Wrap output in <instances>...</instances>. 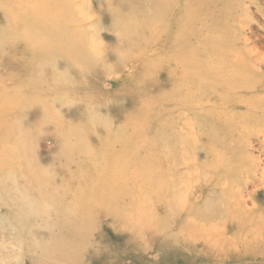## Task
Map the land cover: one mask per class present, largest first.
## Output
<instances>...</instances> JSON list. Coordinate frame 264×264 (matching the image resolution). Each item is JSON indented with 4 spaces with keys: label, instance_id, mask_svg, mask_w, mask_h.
<instances>
[{
    "label": "bare ground",
    "instance_id": "6f19581e",
    "mask_svg": "<svg viewBox=\"0 0 264 264\" xmlns=\"http://www.w3.org/2000/svg\"><path fill=\"white\" fill-rule=\"evenodd\" d=\"M101 1L104 3L101 4L102 8L98 12L107 13V20L95 14L97 10L93 0L14 1L19 8L16 12L19 14V19L14 22V26L12 25L13 29H9V26L8 29L1 26L0 39L3 37L5 40H2L5 42V46H2L3 49L8 47L7 45L10 48L9 42L17 37V30L20 31L25 41L22 54L27 55L26 68L23 69H26L30 76L26 78L27 84L20 83L18 86L12 87V84L4 86V81L0 83V125L6 128L5 135L0 134V147L3 149L0 151V164L9 163L13 160V156L8 154L10 151L7 148L9 142L12 141L10 132L13 129L12 126H9L10 119L7 116L10 115L9 109L13 103L11 100L3 98L2 94L8 92L18 94L23 91L30 93L33 100H39L36 93L37 84V88L46 89L47 87L49 95L59 90L66 99L70 96L73 103L78 104L80 110L78 112L84 111L86 113L85 110L95 109L94 107L100 104L97 109H108L111 103L106 102L107 97H115L121 101L130 93L136 105L133 104L132 112L123 113L125 122L123 126L108 128V134H114L115 137L113 138H116L117 141H114L116 147L110 153V159L106 158L105 162L107 160L112 161L114 167L121 162L122 165L123 163L129 165L131 162L139 164L143 159L137 158V156L143 153L144 149L150 150L152 149L150 146L156 144L154 146L156 148L155 155L146 160V162L150 160L149 162L156 163L157 167L152 171L153 174L147 172L144 160L139 169L135 168L138 164H133L130 168L133 169L132 175H138L140 172L146 174L147 178L137 179L148 188L153 186L155 191L150 189L157 197L162 199L164 195L163 201L166 208L164 211L171 206V208L177 209L172 211L173 215L180 213L178 216L184 219L182 225L179 224L181 230L178 231L184 237L177 235L176 239L180 236L184 239V243L194 247L202 246L201 252L212 255L217 261L229 258L238 260L239 252L252 261H256L258 258L264 259V45L253 40L247 32L251 28L252 22L255 21V12L250 9L253 6L258 7L256 12L264 21V5L260 4V0ZM122 7H125L127 16L134 14L138 17L132 20L128 17V21L124 20L127 21V25L123 26L119 24L120 17L114 18L113 24L110 23L109 17H115L119 12H124ZM23 12L27 15H23ZM3 13L5 17L14 14L8 11ZM122 18L126 19L125 17ZM89 20L90 22H88ZM100 20L105 23L103 29H107V32L109 29L111 33H126L127 38L113 39L110 48L104 41L105 33L98 32L96 37L91 34L94 29L93 26H96H92V24L94 22L99 23ZM197 24L200 26H196ZM151 26L154 28L152 32L154 38L148 39V35L151 33H146V29ZM263 27L260 28L263 29ZM201 33L204 34L202 38H200ZM254 37L257 36L254 35ZM146 40L148 42H145ZM149 40L151 41L149 42ZM138 49H141L142 54L135 55ZM132 52L134 56L130 55ZM124 61L132 63L129 67L133 65L134 70H136L134 68L135 63L147 69L145 63L155 62V65L149 63L156 67L152 84L149 83L151 80L140 83L141 77L138 78L137 76L136 83L131 84V86H125L122 83L123 85L120 84L121 87L113 94L110 93L109 89L103 90V81L106 85L105 83L108 81H117L121 79L122 75L125 76L121 73L114 78L109 76L107 78V68L115 65V72H117L116 65L121 66ZM33 67L34 69H32ZM37 68L44 70L46 75L35 78ZM148 74L150 75L149 72ZM80 77L84 79L82 80ZM89 77L95 80L93 84L96 85L85 88L83 83ZM163 77H165V81L162 79ZM144 89L150 90L143 94L140 91ZM81 95L84 101L82 100L83 102L79 104L75 96L79 98ZM95 100L99 102L93 107ZM42 101L40 104L43 109L52 111L53 108L49 105L50 101L45 99ZM71 101L70 103L73 104ZM172 102L174 105H171ZM67 104H62L61 108H70L71 104L70 106ZM239 110L245 111L242 116L243 122H228L229 117L237 115ZM90 115L87 117L90 118ZM148 115L157 122V135L153 141L144 128L154 126V123L151 124ZM188 115H193L191 117L194 120L190 121ZM206 115L216 121L215 126L212 127V133H210L212 136L207 137V146L204 145L205 136L198 134L199 124L197 123L199 118ZM256 115H260L263 119L262 122L255 123L256 121L251 120L250 117ZM95 118L93 119L95 120ZM52 119L50 118V120ZM105 121L108 119L106 118ZM217 123H222L221 130L216 129ZM80 124V120L74 121L68 130L63 128L62 137L65 146H78V141L82 139L78 135ZM120 124L122 123L120 122ZM257 124L261 125L262 128L255 131L253 127L258 126ZM223 125L226 127H222ZM108 138L109 136H105L100 141V150L104 149ZM253 138L260 143L259 148L253 144ZM138 139L142 146L141 153L136 145L139 144ZM171 139H175L176 142L171 143ZM61 148L63 149L62 145ZM63 150L66 151V149ZM68 152L70 153V151ZM80 152L81 155L84 154L83 151ZM145 154L149 153L146 152ZM204 157L207 159L206 161H202ZM125 171L127 170L125 169ZM1 173L3 174V172ZM106 174L103 179L97 177L95 183L86 185L84 192L90 197L85 201L86 203L90 201V207H84V209L96 210L107 202V200L97 201L93 198L94 194L98 192L97 190H107L115 186L121 191L123 184L127 183V180L125 183H121L124 173L110 170ZM125 187L126 185L123 191ZM17 188L19 187L17 186ZM11 191L13 192L12 189ZM199 191H201L200 194L196 195ZM216 191L218 193L215 196ZM6 194L9 195V192L6 191ZM194 195L196 196L192 199L191 197ZM186 196L187 198H185ZM0 197L2 196L0 195ZM172 197L173 205L167 204L169 198ZM80 199V196L77 199L74 197L70 203L77 201L79 203ZM148 199L139 200L137 203L139 214L144 220L153 205L152 202L149 208ZM187 200L192 202L190 207H188ZM123 201L124 197L120 193L118 199L116 198V204L120 205ZM61 204L63 207V203ZM141 208L145 211H142ZM48 210H46V214H49ZM66 214L68 213L66 212ZM89 216L81 212L76 217L78 219L73 220L75 223L84 224L88 221ZM62 219L65 220V218ZM58 224L56 223L57 226ZM60 226L62 227L64 224L62 223ZM251 244L255 245L254 250H252V246L251 250L248 249L249 247L247 248ZM257 244L261 246V249L256 247ZM19 251L21 252L20 248ZM31 254V251L28 252V255L26 254L28 264H36L37 256L32 258ZM61 254L66 253L61 251ZM37 261L39 262V259ZM49 261L51 260L49 259Z\"/></svg>",
    "mask_w": 264,
    "mask_h": 264
},
{
    "label": "rangeland",
    "instance_id": "374dc122",
    "mask_svg": "<svg viewBox=\"0 0 264 264\" xmlns=\"http://www.w3.org/2000/svg\"><path fill=\"white\" fill-rule=\"evenodd\" d=\"M14 1L15 0H5L2 2L0 1V24H1L0 30L2 29L1 26H3V28H7L9 26L8 27L9 29L10 28L13 29L14 28L13 26L15 25L14 22H16L17 19H19V14H16L19 8L16 6V3ZM93 1L96 6L95 8L97 10L95 14L102 16L103 19L108 18L107 13L103 14L102 12H98L99 9L102 8L101 4L104 2H102L101 0H93ZM111 1L118 2V0H111ZM260 4L264 5V0H260ZM257 8L258 7L253 6L250 9L252 12H255L254 13L255 21L252 22L253 25L251 24L250 26L251 28H249V31L247 30V32L252 36L253 40L258 41L260 45H264V27L263 29L260 28L261 26H264L263 25L264 21L256 12ZM1 9H3L4 11H2ZM124 9L125 7H122V10ZM5 11L14 14L10 15L9 17H5L3 13ZM23 15H27V13H24ZM118 17L121 18L119 20V24L123 26V25H127L128 19L131 18L130 20H132L133 18H137L138 16L134 14L133 16L132 14H129L127 16L124 10V12H119L117 15H115V17H109L110 20L109 22L113 24L114 18H118ZM122 17H125L126 19ZM102 18L101 20L103 21ZM101 20L99 21V23L94 22V24H92V26L96 25L97 27L93 26L94 29L91 31V34H94L96 37L98 32L105 33L106 38L104 37L105 38L104 41L107 43L106 45H109L110 48L112 47L110 44H112L111 42L114 41L113 39L127 38L126 33H121V34L118 32L111 33L109 29L107 32V29H103L105 23L102 22ZM130 20L128 22V25L130 23ZM88 22H90V20ZM98 26L101 28V31ZM114 26L116 27V25ZM196 26H200V25L197 24ZM135 28L137 29V27ZM149 28L146 29L147 31L146 33L148 32L151 33L148 35L149 37L144 35L148 37V39L153 37L152 32L154 30L152 26ZM15 33H16V29H15ZM17 33H18L17 37L9 42L10 48L9 45H7L8 47H5L3 49L2 46H5V42L3 41L5 40H3V37H1L0 39L1 40L0 57L2 56L0 59V83L4 81L3 83L4 86H9L8 84H12V87H14L15 85L18 86V84L20 83L27 84L26 78L30 76L29 72L26 69H23L26 68L25 64L27 60V55L22 54V51L25 47L24 45L25 41L23 40V36L20 34V31L18 32L17 30ZM203 35L204 34L201 33L200 38H202ZM254 35H256L257 37H254ZM151 40H149V42ZM145 42H148V40H146ZM139 53L142 54L141 49L140 50L138 49L135 55H139ZM130 55L134 56V53L132 52ZM149 63L154 64L155 62L145 63V66L147 65V69L146 67L143 68L142 66L138 65V63H135L134 68H136V70H134L132 67L133 65L131 66L132 68L129 67V65L132 63L124 61L122 62L121 66L119 64L116 65L117 72H115V65L111 67L109 66L107 68L108 69L107 78L109 77L114 78L115 76H119L121 73L125 74V76L122 75L121 79L117 81L114 80H112V82L108 81L105 83L106 85H104L105 81H103L102 84L103 90L106 91L107 89H109L110 93L113 94L119 89V87H121L120 84L123 83L125 86H131V84L136 83L137 79L140 77H141L140 83L146 81L148 82L151 80L149 83L152 84V82L154 81L156 67ZM109 68L111 71L109 70ZM32 69H34V67ZM146 70L150 73V75ZM127 72L128 73L131 72V73L128 74ZM35 75H36L35 78H37V77H41L42 75L44 76L46 74L44 70H42L41 68H37L35 71ZM80 78L82 80L84 79L83 77ZM162 79L165 81V77H163ZM94 81L95 80L92 77H89L85 79L83 86L85 85L84 86L85 88L87 87L90 88V86L96 85L93 84ZM108 83L111 84L109 85ZM84 87H82L83 88L82 90H84ZM36 89H37L36 93L38 94L37 97L39 96L38 97L39 100H33L32 99L33 96L30 93L23 91L18 94H15L13 92H8L4 95L3 94L1 95L3 98L11 100L14 106L13 105L11 106V108L9 109L10 115L7 116L8 119H10L9 126L10 127L12 126L11 128H13L11 131L10 130L11 128L9 127L10 128L9 131H11L10 136L12 138V141L9 142V145L7 147L8 150L10 151V153L8 154H11V156H13V160H11L9 163L0 164V175H1L0 195L3 197V198L0 197V205H1L0 206V247L2 249V250L0 249V254H1L0 258L3 259V260L0 259L1 260L0 264H7V263L28 264L27 255L28 252L30 253V251L32 253L31 254L32 258H35V256H37L35 259L36 264H40V263L41 264H53V263L54 264H235V263L264 264L263 258H258V260L252 261V259L250 258L249 259L247 257L245 258L241 252H239L238 260L236 258H229L223 261L218 260L220 261L218 262L217 260H215V257H213L212 255H208V253L201 252L202 246L198 245V247H194L190 244L184 243V239L180 237V236L182 237L184 236L180 232H178L181 230L179 224L182 225L184 219L178 216L180 213L173 215L172 211L173 210L175 211L177 209H173L171 208V206L168 210H166L167 212L164 211L166 209L165 202L163 201V198H165L164 195L162 199L161 197H157V195H155L154 192L151 190V189L154 190L153 186H151L150 189L146 185H143L142 182L137 179V178H147L145 173L140 172V174L138 175H132L133 169H131L130 167L131 165L138 163L131 162V164L129 165H126L124 163L122 165L121 162L116 164V167H114L112 161L107 160L105 162V159L111 156L110 153L112 152L113 148L116 147L114 141H117L116 138H113L115 137L114 134H110V133L108 134L109 132L108 128L112 126H114L115 128H118V126H123V123L125 124L123 113L126 112L128 114L132 112L133 111L132 108L134 106L133 104L136 105L134 98H132L130 93H128V95L125 96L121 101L116 99L115 97H107L106 102L108 104L111 103L108 109L107 108L97 109V107L100 106L101 104L95 106L99 102L95 100L93 104V107L95 106L94 107L95 109L92 108L91 110H85L86 113L84 111H81L82 112L81 113L78 112L80 111L78 109V104L73 103V99H70L71 98L70 96L68 99H66V97L59 92V90L58 92H54L52 93V95L51 94L49 95L47 93V89H48L47 87L46 89L37 88V84H36ZM149 90L150 89L147 90L144 89L140 92L146 94L147 92H149ZM51 96H52V100H51ZM44 99L48 102L50 101L49 105L52 106L53 108L51 109L52 111H45L43 109L41 104L43 102L42 100ZM75 99H77L79 104L84 101L82 95L79 96V98L75 96ZM70 101L73 104H71ZM65 103L66 104L68 103L69 106L71 104V107L70 108L66 107L65 109H62L61 108L62 104ZM171 105H174V103L172 102ZM22 108H24L23 109L24 111L21 110ZM57 108L59 109L57 110ZM240 110L238 111L237 115L229 117L230 120L228 122L231 121H234V123L243 122L242 116L244 115L245 111H240ZM52 113L54 116L52 115ZM102 113L104 114V116ZM89 115L90 118L87 117ZM92 116L93 118L96 117L95 120L97 122L92 118ZM191 116L193 115H188L189 117L188 119L190 121L194 120L193 117ZM49 117L53 119L50 120ZM106 118L108 119L109 122L105 121ZM148 118L152 122L151 124L154 123V126L152 128L149 127H144V128L146 130V133L150 136L151 140L153 141L155 140L157 135V128H156L157 122H155L152 119V117L149 115ZM250 118L251 120L256 121L255 123L262 122L263 120L260 117V115L252 116ZM79 120L81 124L80 127H78L79 128L78 135L82 139L78 141V146L76 147H72L71 145L65 146L64 138L62 137L63 128L65 127V129L68 130L71 123H74V121H79ZM92 122L95 126L92 124ZM120 122L122 124H120ZM55 123L57 124L55 125ZM59 123H60V127H59ZM197 123L199 124L198 134L200 136L202 135L205 136L206 140L204 145L207 146L208 144L207 137L211 135L210 133H212V127L215 126L216 121H214L210 116L206 115L203 116V118H199ZM221 125L222 123L221 124L217 123L216 129L221 130L220 128ZM222 127H226V126L223 125ZM253 128L255 131H257L258 129L262 128V126L258 125ZM5 129L6 128L4 126L1 127L0 125V134L3 133V135H5V131H6ZM21 130L23 131L22 134H21L22 132ZM25 131L28 132V134H26ZM105 136H109V138L107 139L106 144L104 145V149L100 150L99 149L100 141L103 138H105ZM253 139H254L253 144L256 145V148H259L260 143L255 138ZM138 142L139 144L136 145L139 149V152L141 153L142 146L140 140ZM175 142H176L175 139H171V143L174 144ZM61 145L63 146V149H66V151L61 148ZM155 145L156 144H152L150 146L152 147V149L150 150L144 149V152L137 156V158L143 159L145 161L146 170L151 174H153L152 171L155 170L157 165L156 163H152V161L149 162L150 160L146 162V160L149 158L151 159L152 156L155 155V150H156V148H154ZM84 146L86 149L84 148ZM1 149L2 147H0V151L3 150ZM68 151H70V153ZM80 151H83L84 154L81 155ZM146 152H148L149 154H145ZM255 154L258 155V153ZM126 160L128 161V159ZM143 160H141L140 161L141 164L139 163L135 168L139 169L141 167L140 165H142ZM206 160L207 159L205 157L202 158V161H206ZM120 169H122L123 171H125L126 169L127 171L123 172ZM110 170H112L113 172L119 171L120 173H124L123 175L124 177L121 183H125V181L127 180V183L123 184L124 186L126 185L125 190L123 191L124 186L121 191L119 188H115V186L107 190H97L98 192L94 194L95 196H93V198L97 199V201L107 200V202L104 203L102 207H98L96 210L88 209V208L84 209V207H90V201L87 203L85 201L90 197L88 194L84 192L86 185L88 183H95L97 181L96 179L97 177L103 179L104 177H106L107 175L106 173H109ZM1 172H3V174ZM60 184L63 186H61ZM14 186L15 188H13ZM17 186L19 188H17ZM11 189L13 190L14 193L11 191ZM6 191L7 193L9 192V195L6 194ZM200 192L201 191L197 192L196 195H199ZM120 193L121 195H123L124 201L120 203V205H117L116 198L118 199ZM217 193L218 192L216 191L214 195ZM18 195L19 197H21L20 200ZM196 195H194L191 198L194 199ZM79 196L81 198L79 203L78 201L74 203H70L72 199H74V197L75 199H77V197ZM185 198H187V196ZM143 199L144 200L148 199L147 203L149 202L148 205L149 208L151 206L150 204L153 202L152 207L149 209V211L150 210L151 211L147 212L145 216V220L140 216L139 214L140 211H138V207H137L138 206L137 203L139 202V200L141 201ZM189 201L187 200L188 207H190L192 203ZM61 203H63V207ZM167 204L173 205V197L169 198ZM202 208L203 206L201 207V212H202ZM46 210H48L49 214H46L47 213ZM85 210L86 212H84ZM141 210L145 211L142 208ZM66 212L69 215L66 214ZM81 212H83L84 215L85 214L90 215L88 217V221L84 222V224L75 223V220L73 219H78L76 217L80 215ZM169 212L172 214H170ZM14 213H16L15 215L17 216L13 215ZM56 217L58 218V220L60 219L59 220L60 222L57 220ZM62 218H65V220L63 221ZM56 223L57 224L59 223L58 226L56 225ZM60 223L61 224L63 223L64 226L59 227V225H61ZM177 235L180 236H178L176 239ZM65 240H67L65 242L66 244L63 243ZM14 245L15 246L19 245V246L15 247ZM5 246H7V248H5ZM251 246H252V250H254L255 248L253 247H255V245L253 246L252 244L248 245L247 248L249 247L248 249L251 250ZM256 247L258 249H261V246L258 244L256 245ZM19 248L21 252L19 251ZM57 249H60L63 253H66L67 255L61 254V251ZM38 259L40 263L37 261ZM49 259L51 261H49Z\"/></svg>",
    "mask_w": 264,
    "mask_h": 264
}]
</instances>
